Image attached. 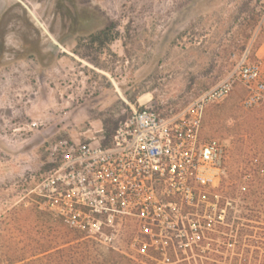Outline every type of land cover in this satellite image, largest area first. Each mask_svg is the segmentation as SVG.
I'll list each match as a JSON object with an SVG mask.
<instances>
[{"label":"rangeland","instance_id":"rangeland-1","mask_svg":"<svg viewBox=\"0 0 264 264\" xmlns=\"http://www.w3.org/2000/svg\"><path fill=\"white\" fill-rule=\"evenodd\" d=\"M246 49L264 65V0H0V264L38 243L134 257L154 248L155 262L172 261L171 234L198 229L195 205L146 236L129 223L109 244L87 237L38 208L47 148L60 137L107 142L141 103L178 114ZM245 95L236 82L204 111L202 136L226 148L223 185L243 171L237 160L264 155V99L245 108Z\"/></svg>","mask_w":264,"mask_h":264},{"label":"built area","instance_id":"built-area-1","mask_svg":"<svg viewBox=\"0 0 264 264\" xmlns=\"http://www.w3.org/2000/svg\"><path fill=\"white\" fill-rule=\"evenodd\" d=\"M236 82L246 89L245 108L264 99L262 55L251 57L246 49L227 78L178 114L163 115L154 104L141 103L107 142L52 141L50 169L34 187L39 210L109 244L129 223L146 236L163 220L178 217L182 207L205 200L219 186L226 159L219 140L202 136L205 107L223 100Z\"/></svg>","mask_w":264,"mask_h":264},{"label":"trees","instance_id":"trees-1","mask_svg":"<svg viewBox=\"0 0 264 264\" xmlns=\"http://www.w3.org/2000/svg\"><path fill=\"white\" fill-rule=\"evenodd\" d=\"M236 163L243 164V171L236 169L237 176L227 185L224 173L219 186L193 207L201 219L198 229L190 231L186 224L184 235L171 234L166 255L173 260L163 264H264V155L246 154ZM159 253L150 248L146 255L134 257L85 243L53 247L38 243L28 257L7 264H162L154 261L161 258Z\"/></svg>","mask_w":264,"mask_h":264},{"label":"flooded vegetation","instance_id":"flooded-vegetation-1","mask_svg":"<svg viewBox=\"0 0 264 264\" xmlns=\"http://www.w3.org/2000/svg\"><path fill=\"white\" fill-rule=\"evenodd\" d=\"M24 47H25V49H28V50L30 48V46L27 43L24 45Z\"/></svg>","mask_w":264,"mask_h":264}]
</instances>
